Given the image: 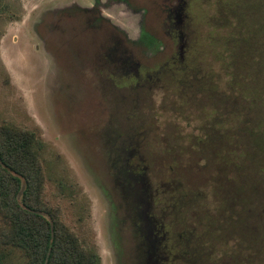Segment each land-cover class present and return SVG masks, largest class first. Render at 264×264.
<instances>
[{
  "label": "rangeland",
  "instance_id": "obj_1",
  "mask_svg": "<svg viewBox=\"0 0 264 264\" xmlns=\"http://www.w3.org/2000/svg\"><path fill=\"white\" fill-rule=\"evenodd\" d=\"M92 2L0 0V130L39 142L41 202L98 264H264V0H185L181 55L159 0ZM98 27L136 70L96 66Z\"/></svg>",
  "mask_w": 264,
  "mask_h": 264
},
{
  "label": "trees",
  "instance_id": "obj_2",
  "mask_svg": "<svg viewBox=\"0 0 264 264\" xmlns=\"http://www.w3.org/2000/svg\"><path fill=\"white\" fill-rule=\"evenodd\" d=\"M39 149L28 132L0 130V246L22 251L25 264H98L41 202Z\"/></svg>",
  "mask_w": 264,
  "mask_h": 264
},
{
  "label": "flooded vegetation",
  "instance_id": "obj_3",
  "mask_svg": "<svg viewBox=\"0 0 264 264\" xmlns=\"http://www.w3.org/2000/svg\"><path fill=\"white\" fill-rule=\"evenodd\" d=\"M161 4H159V9L161 10L162 13H164L166 15V19L165 21L162 22L161 26H163V29H168L169 32H172L175 34L176 38H177V42H178V46H177V50L179 52V55H181V48L185 46V37H184V32H183V11L185 9V0H159ZM94 5L97 4V0H93L92 2ZM136 8H139L138 6ZM80 11L86 16V21L88 24L89 20V16H94V14H100V9L98 7L92 6L91 8H79ZM91 10V11H90ZM90 11V12H89ZM103 24V23H102ZM99 30H101V32L99 33V35L101 34V36H104L103 33V29L99 28ZM106 31V30H105ZM99 35H95V38H92L91 40V44H96L99 47V50H97V61L95 62L96 66H101L104 68H107L108 71H113L115 73L118 72H122V70L124 69H130L132 68L133 70H136L137 65L136 62H134L133 60V56L130 52H128L124 46H123V40H121V38L119 37V35L116 34L115 31L109 30V33L107 34V36L103 37V38H99ZM173 36V35H172ZM95 57V59H96ZM129 66V67H127ZM135 67V68H133ZM135 72V71H134ZM131 154H129V156H131ZM141 178L140 180H143L144 175L142 176H137V178ZM146 186V185H145ZM140 187L144 188L143 186L138 185L137 183H135V188L132 189L133 192V198L131 199V203H129L130 205H135V208L139 205H141L140 199L138 198L136 194V192H138L137 190L140 189ZM147 188V187H146ZM145 189V188H144ZM140 194V193H139ZM128 204L129 208L130 205ZM132 210V207L130 208ZM146 209V206L143 207V210ZM136 216L138 215V217H142V211L139 212L138 209H136L135 211ZM142 220V219H140ZM143 220H145V222H147V220L145 218H143ZM150 222V221H148ZM139 233L141 234L142 231L139 228ZM142 236V235H141ZM162 239V237H161ZM160 239V240H161ZM158 238H157V244L158 242ZM148 244L145 243L144 240H141V243L139 244V249L143 250L145 247H147ZM150 248V247H149ZM151 249V248H150ZM145 252V251H144ZM146 253V252H145ZM142 259V252L139 253V259ZM143 263V260H142Z\"/></svg>",
  "mask_w": 264,
  "mask_h": 264
}]
</instances>
